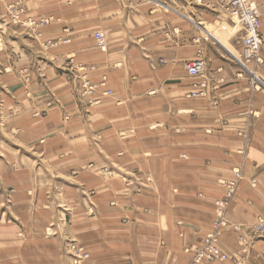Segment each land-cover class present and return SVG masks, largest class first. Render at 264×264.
<instances>
[{
    "label": "crops",
    "instance_id": "1",
    "mask_svg": "<svg viewBox=\"0 0 264 264\" xmlns=\"http://www.w3.org/2000/svg\"><path fill=\"white\" fill-rule=\"evenodd\" d=\"M26 8L53 20L41 39L16 26L0 38V264H72L70 241L85 246L84 264H191L238 168L218 236L230 259L209 264H264V89L233 61L242 32L216 0ZM259 32L264 83V20ZM198 54L204 81L185 70ZM84 74L106 76L110 97L89 104L73 84Z\"/></svg>",
    "mask_w": 264,
    "mask_h": 264
},
{
    "label": "rangeland",
    "instance_id": "2",
    "mask_svg": "<svg viewBox=\"0 0 264 264\" xmlns=\"http://www.w3.org/2000/svg\"><path fill=\"white\" fill-rule=\"evenodd\" d=\"M28 1L29 0H3L0 3V35H1L0 38L3 35H5V33L7 32V30L9 28L14 27V26L25 29L29 34L34 35L37 39H41L42 38V33H41L40 30L43 29L45 27V25L49 24L53 20V17H47V16H45V17H36L30 11L27 10L26 3ZM13 3L15 4L16 7L22 8V10H23V13L19 17V20L18 21H14V22L12 21V18H11L12 12H11V10L9 8V6L12 5ZM216 3H217L218 6H220L223 9V11L228 15V17H229V19L231 21V18L229 16L228 12L226 11L225 7L220 4L219 0H216ZM30 18L35 19V20H40V19L47 18V19H50V21L47 24H45L44 26L35 27V29H33L31 27H27L25 24H23V25L21 24V22L25 23ZM232 27H233V25H232ZM96 34H100L101 37L103 38V35H102L101 31H96L94 33L95 46H96V48L99 51L105 52L106 49H107L106 40H105V49L104 50L100 49L97 46ZM46 43L47 44H52L53 42L46 41ZM262 45H263V43H262ZM237 57L241 58V53ZM199 58H201V59H203V61H205L204 57H202L201 54H198L193 60L199 59ZM205 63H206V61H205ZM79 68L81 70L87 72V70L88 71L94 70L95 66L92 67V66H80L79 65ZM187 76H190V75L187 74ZM245 76H247V75H245ZM190 77H192V76H190ZM21 78H22L23 85L25 87H28L30 85V79L28 77V74H27L26 70H22ZM204 79H205V77H204ZM204 79H202V80L204 81ZM73 81H74V83H73L74 84V88H78L80 95L83 96V97L88 98V100H89L88 103L91 104V105H94V106L98 105L103 98L110 97V95L113 93L111 87H109L108 79H107L106 76H101L100 81L97 82V83H93L86 74H84L83 76L79 77L77 80H73ZM249 83H252L254 85V87L256 86L258 89H264V87L261 85V83H258V82L257 83L256 82L253 83L252 79L249 80ZM83 84H86L87 87L90 88V90H88L89 92L86 89L82 88ZM200 85L203 88L202 92L203 93L206 92L205 85H203V84H200ZM191 94L192 93H190V95ZM236 170H237L236 172H238L239 176H240L239 177L240 179H238L236 181V190H237L239 182L243 179L242 178L243 174H242V171L239 168L236 169ZM233 173H234V171H233ZM255 182H256V179L251 181L252 184H254ZM235 195L232 198H234ZM222 199H223V197H222ZM222 199H220L218 201H221ZM216 202L214 203V205L216 204ZM220 207H222V206H220ZM226 208L227 207L224 208V214H223L222 219L220 218L219 215H217V217H218L217 224L213 223V226L215 227V231L212 234L209 235V236L215 235L217 241H218V236H219L221 230L224 229V227L225 228L229 227L227 225V221L224 219V217H225L224 215L226 213ZM263 223L264 222H263V220L260 217L256 221L255 229L259 233L264 232V224ZM230 227L233 228V230H235L236 232L238 231V227L237 226L230 225ZM260 227H262V228H260ZM209 236L206 237V238H209ZM206 238H204V239H206ZM204 239H202L197 245L202 243V241ZM238 241H239V244H240V247H241L240 250H242V249H244L245 247L248 246V243H247L246 239L242 235H240L238 237ZM196 246H194L193 249ZM217 246H218L220 252L224 256L227 257V259H225V261L229 260L230 259L229 255H227L226 253L224 254L222 252V250H221V248L219 246V241L217 243ZM65 248H66V254L69 256V259H70V261H72V264H84L85 260H87L89 258V254L86 252L85 246L84 245L82 246V245H80L79 243H77L75 241L67 242V244H65ZM225 261H222V262H216V261L206 262L205 260H200V261L196 262L195 264H200V263H208V264L209 263H225ZM193 262H194V258H193ZM193 262L191 264H193Z\"/></svg>",
    "mask_w": 264,
    "mask_h": 264
},
{
    "label": "built area",
    "instance_id": "3",
    "mask_svg": "<svg viewBox=\"0 0 264 264\" xmlns=\"http://www.w3.org/2000/svg\"><path fill=\"white\" fill-rule=\"evenodd\" d=\"M3 0H0V3ZM223 6L225 7L226 11L229 12L235 19L238 21V23L246 29L248 32L249 38L245 42V52H246V58L251 59V58H256L258 56V50H259V36L256 33V26L258 23L257 18L261 16L264 19V9L262 11H259L255 5H253L252 0H228L223 3ZM11 12H12V21H18L20 15L23 13L22 8L16 7L15 4L13 3L12 5L9 6ZM97 39V46L104 50L105 49V42L101 40L99 35H96ZM203 63L199 60L193 61L188 69L191 74H198L200 73L203 69ZM82 88L86 89L87 91L90 90V88L87 87L86 84L82 85ZM89 92V91H88ZM239 173H235V182L230 185V192L233 187H236V181L239 178ZM221 209L224 208V202L220 204ZM262 228V227H260ZM259 228V229H260ZM215 236V235H214ZM216 240V236L214 238H209V240L204 241V246L198 248L195 251V256L193 264L200 260H205L207 258L206 254L211 253L212 255H209L208 260L209 261H216L218 259V254L216 251L213 250L212 244ZM208 252V253H207ZM202 254V255H201Z\"/></svg>",
    "mask_w": 264,
    "mask_h": 264
},
{
    "label": "bare ground",
    "instance_id": "4",
    "mask_svg": "<svg viewBox=\"0 0 264 264\" xmlns=\"http://www.w3.org/2000/svg\"><path fill=\"white\" fill-rule=\"evenodd\" d=\"M228 0H219L220 4L223 5L224 2H226ZM253 2V5L256 6V8L259 10V11H262L264 9V4H259L257 0H252ZM230 18H231V21H232V25H233V29H236V30H239L242 32V39H241V58H238L236 55L233 56L232 55V59L234 62H236V64H238V66L242 69V72L247 75L248 77L252 78V81L253 83H261V85L264 87V84L258 79V76H257V70L259 68L262 67L263 65V61H262V58H261V46H262V43H263V38L259 32V23L261 20H264L261 16H259L257 18L258 20V23H257V26H256V33L257 35L259 36V40H260V44H259V50H258V56L256 58H251V59H248L246 58V52H245V42L246 40L249 38L248 36V32L246 31L245 28H243L239 23L238 21L235 19V17H233L229 12H228ZM50 21V19H40V20H35V19H28L25 23L24 22H21V24H25L27 27H31L33 29H35V27H38V26H44L45 24H47L48 22ZM33 26V27H32ZM225 28V27H224ZM223 28V29H224ZM96 35H99L101 40L105 42L104 38L101 37L100 34H96ZM97 41V39H96ZM98 42V41H97ZM196 60H199L203 63V70L198 73V74H191L188 67L189 65L193 62V61H196ZM191 62H189L187 65H185V70H187V74L192 76V77H199L201 79H204L205 77V72H206V63L205 61H203V59L199 58V59H195ZM256 87V86H255ZM203 93H192L191 94V97H196V96H202ZM237 171V170H236ZM236 171H234L233 173V177H231L230 179L226 180L224 182V195H223V199L221 201H217L216 204H215V210H216V214L220 216V218L222 219L223 217V214H224V208L225 207H228L231 203V201L233 200V196L235 195V192H236V187H233L231 192H230V185L233 184L236 180L235 178V173ZM256 183V182H255ZM254 183V184H255ZM253 184V185H254ZM232 198V199H231ZM231 199V200H230ZM224 202V208L221 209L220 207V204ZM214 224H217V220L214 222ZM215 236H209V238H214ZM209 238H206L202 241V243H200L199 245H197L194 249H193V256H195V251L200 248V247H203L204 246V241H207L209 240ZM217 243L218 241H214V243L212 244V248L214 251H216V253L219 255L218 256V259L216 260V262H222V261H225V259H227L226 256H224L218 246H217ZM208 253V252H207ZM202 255V254H201ZM209 255H212L211 253H208L206 254L207 258H205V261L206 262H209L208 260V257Z\"/></svg>",
    "mask_w": 264,
    "mask_h": 264
}]
</instances>
